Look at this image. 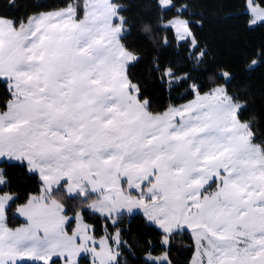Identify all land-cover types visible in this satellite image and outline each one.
<instances>
[{"label":"rangeland","instance_id":"1","mask_svg":"<svg viewBox=\"0 0 264 264\" xmlns=\"http://www.w3.org/2000/svg\"><path fill=\"white\" fill-rule=\"evenodd\" d=\"M84 3L81 19L76 1L18 26L0 16V78L12 95L0 110V163H24L42 180L40 192L15 211L23 222L0 231V264H79L83 256L91 264H116L120 229L96 235L85 208L112 223L123 213H142L164 232L166 248L172 232L189 230L195 237L191 264H264V225L257 216L242 217L252 211L212 193L195 196L228 157L243 151L239 146L252 133L238 117L243 104L224 85L201 93L193 84L192 99L151 112L127 75L137 56L119 38L125 29L120 6L114 0ZM185 8L165 25L193 52ZM246 11L250 24L264 22V7L255 0H247ZM179 78L173 72L166 77L169 84ZM60 189L90 198L67 213L54 194ZM237 225L257 239L240 244ZM148 254L151 261L169 262L167 250Z\"/></svg>","mask_w":264,"mask_h":264},{"label":"trees","instance_id":"2","mask_svg":"<svg viewBox=\"0 0 264 264\" xmlns=\"http://www.w3.org/2000/svg\"><path fill=\"white\" fill-rule=\"evenodd\" d=\"M73 1L77 4L76 19H81L85 13L84 0H0V16L11 19L18 26L38 12L65 8ZM255 1L264 7V0ZM114 2L120 6L118 12L124 19L121 41L137 56L128 64L127 75L137 85L139 97L148 101L151 112H161L173 104L192 99L195 96L193 84L201 93L224 85L228 94L243 104L238 117L250 123L253 140L264 150V22L250 24L247 0H171L169 8H164L159 0ZM183 5L186 8L182 16L188 20L196 41L193 52L187 41L181 42L177 51L176 32L165 25ZM165 37L169 42L167 47L163 43ZM199 52L203 56L197 66L194 54ZM154 61L159 64L158 69ZM169 67L173 75L180 76L172 84L163 76ZM184 74L187 79L182 78ZM7 84L0 78L1 111L7 108V101L12 97ZM0 166L6 178V183L0 184V194H15L7 208V223L16 226L23 222L15 214L17 207L26 203L32 194L40 192L42 180L24 163L4 160ZM54 194L65 204L67 213L83 208L90 198L68 196L61 189ZM83 214L98 236L120 229L123 242L116 264H146V254H161L166 250L169 262L151 261L150 264H191L195 241L187 229L172 232L166 248L161 243L164 232L146 221L142 213H123L116 223L88 208ZM73 226L71 221L69 229ZM60 262V259H54L52 264ZM19 264L42 263L26 261ZM79 264L91 262L83 256Z\"/></svg>","mask_w":264,"mask_h":264},{"label":"crops","instance_id":"3","mask_svg":"<svg viewBox=\"0 0 264 264\" xmlns=\"http://www.w3.org/2000/svg\"><path fill=\"white\" fill-rule=\"evenodd\" d=\"M121 36L119 35L120 40ZM247 137L246 141L239 146L243 150L239 151V156L233 158L236 154L234 153L232 158L228 157L227 161L223 162L221 168L218 169L216 178L210 180L202 190L196 191L195 196L212 193L215 194V197L228 203H241L240 206H237L238 209L252 211V213L246 212L242 217L257 216L260 226L264 225V150L259 143L253 140V132L251 135L247 134ZM14 198L15 196L8 192L0 194V231L5 234L11 227L7 223V208ZM240 226L237 225L235 228L236 239L240 244L246 243L248 239L256 238L252 231ZM242 262L245 264V260Z\"/></svg>","mask_w":264,"mask_h":264},{"label":"snow or ice","instance_id":"4","mask_svg":"<svg viewBox=\"0 0 264 264\" xmlns=\"http://www.w3.org/2000/svg\"><path fill=\"white\" fill-rule=\"evenodd\" d=\"M181 37L180 36H176V45L178 46L177 47V51L179 50V46H180V44H181ZM163 43H164V46L165 47H167L168 46V40H167V37H165V39H164V41H163ZM193 47H195V44H193ZM200 56H203V53H200ZM189 59L191 58L190 56L188 57ZM199 62H200V57L198 56V58H197V61H196V64H197V66L199 65ZM154 63H155V67L158 69L159 68V64H158V62H155L154 61ZM172 75V69L169 67V68H167L166 70H165V72L163 73V76L164 77H170ZM183 79H187V74H184V76L182 77ZM163 82V81H162ZM169 83H170V81H169ZM150 218L149 217H147L146 216V221H148ZM37 240H39V238L37 237L36 238ZM161 243L162 244H167V242L165 241V240H162L161 241ZM133 255H134V253H133ZM144 259H145V262H146V264H150V262H151V260H152V256L150 255V254H147V255H145V257H144Z\"/></svg>","mask_w":264,"mask_h":264},{"label":"water","instance_id":"5","mask_svg":"<svg viewBox=\"0 0 264 264\" xmlns=\"http://www.w3.org/2000/svg\"><path fill=\"white\" fill-rule=\"evenodd\" d=\"M108 142H109L108 140L107 141H103V143L101 145H99V146L104 147Z\"/></svg>","mask_w":264,"mask_h":264}]
</instances>
